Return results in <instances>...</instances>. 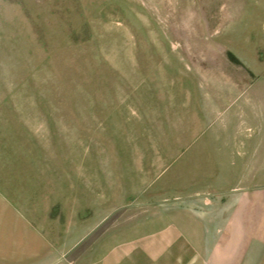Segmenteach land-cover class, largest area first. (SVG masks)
Segmentation results:
<instances>
[{"label":"rangeland","instance_id":"rangeland-1","mask_svg":"<svg viewBox=\"0 0 264 264\" xmlns=\"http://www.w3.org/2000/svg\"><path fill=\"white\" fill-rule=\"evenodd\" d=\"M253 119H264V0H0V166L99 150L101 170L107 154L115 172L138 159L169 200L189 154L209 181L241 163L259 142ZM145 210L121 209L100 231Z\"/></svg>","mask_w":264,"mask_h":264},{"label":"crops","instance_id":"crops-1","mask_svg":"<svg viewBox=\"0 0 264 264\" xmlns=\"http://www.w3.org/2000/svg\"><path fill=\"white\" fill-rule=\"evenodd\" d=\"M252 121L259 142L241 163L220 165L209 181L202 173L212 170L189 154L169 200L157 199L160 188L141 179L138 159L122 158L115 172L107 154L109 168L101 170L99 150L85 158L79 148L59 149L42 165H1L0 264H264V119ZM133 205L147 210L100 231Z\"/></svg>","mask_w":264,"mask_h":264},{"label":"trees","instance_id":"trees-1","mask_svg":"<svg viewBox=\"0 0 264 264\" xmlns=\"http://www.w3.org/2000/svg\"><path fill=\"white\" fill-rule=\"evenodd\" d=\"M228 56L231 62L235 63L236 65H239V63L231 55Z\"/></svg>","mask_w":264,"mask_h":264}]
</instances>
